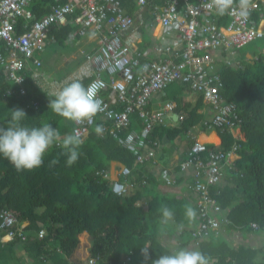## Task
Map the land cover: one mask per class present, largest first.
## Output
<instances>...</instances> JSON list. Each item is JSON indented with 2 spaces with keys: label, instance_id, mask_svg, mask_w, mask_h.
Returning <instances> with one entry per match:
<instances>
[{
  "label": "built area",
  "instance_id": "2783aa9c",
  "mask_svg": "<svg viewBox=\"0 0 264 264\" xmlns=\"http://www.w3.org/2000/svg\"><path fill=\"white\" fill-rule=\"evenodd\" d=\"M31 1L0 0V45L3 48L0 65L14 86L7 92L26 96L30 80L47 78L42 60L36 54L45 50L53 26L70 22L73 28L66 43L78 45L84 37H91L94 43L84 54L86 69L78 79L87 78L85 86L93 81L103 84L98 93L103 110L83 123L73 121L72 132L77 130L83 140L101 125L99 134L114 138L129 151L134 156V165L149 163L166 186L176 185L181 178L185 189L195 197L197 222L191 230L194 242L218 233L229 220L211 189L220 186L226 171L235 169V161L240 157L237 145L211 149L209 142L189 134L191 143L183 149L176 166L164 167L156 160L161 140L155 128L165 124L166 113L172 112L176 104L169 100L160 108H150L148 104L170 83L178 82L196 93L210 109L204 121L205 129L221 127V131L241 138L234 133V129L240 130V117L235 104L226 101L222 94L224 81L216 68L218 64L242 67L244 60L252 61L264 55L262 46L255 55L238 56L243 46L264 39V0H251L246 20L230 10L225 14L226 25L218 23L222 16L216 15L214 9L209 10L211 0H132L131 12L120 0H53L49 11L38 18L28 8ZM146 9L148 18H144ZM75 12L77 14L69 17ZM19 18L24 20L26 28L21 33L14 29ZM137 29L154 32L157 42L151 43L148 49L151 59L138 51L127 36ZM142 56L145 59L142 60ZM102 73L107 74L108 80ZM26 108H40L37 95L27 99ZM177 118L182 121L184 115L177 113ZM55 143L60 145L61 140ZM131 172L132 168L123 165L118 178L112 179L104 169L97 170L96 174L110 181L113 193L126 195L146 183ZM251 227L258 229L259 225L252 222ZM44 234L45 229L38 231L40 238ZM26 237L17 217L7 208L0 209V241L3 238L23 241ZM125 258L124 263L130 257ZM98 260V256H90L88 263Z\"/></svg>",
  "mask_w": 264,
  "mask_h": 264
},
{
  "label": "trees",
  "instance_id": "16d2710c",
  "mask_svg": "<svg viewBox=\"0 0 264 264\" xmlns=\"http://www.w3.org/2000/svg\"><path fill=\"white\" fill-rule=\"evenodd\" d=\"M51 2L32 0L30 7L35 17L46 13ZM120 2L128 12L132 11V0ZM225 17L223 15L219 23H223ZM22 25V18L17 19L14 26L17 33L23 31ZM70 29L69 24L60 25L52 28L51 33L57 43L63 44ZM219 72L224 81L222 94L226 101L235 104L240 117L238 125L242 137L236 139L232 133L215 127L221 144L208 146L226 149L235 144L240 157L235 161V169L226 175V183L211 189L219 205L227 211L229 222L222 225L218 233L201 241L197 250L208 258L209 264H264L263 248L243 245L232 248L219 235L224 226L257 230L251 227L252 222L264 231V55L252 61L244 60L242 67L220 66ZM13 87L0 66V127L10 126L12 109L20 108L27 114L20 121L25 126L40 127L50 123L61 133L72 132L69 126L61 127L64 117L48 108V101L55 96L47 95L32 83L27 84L26 96L8 93V89ZM164 90L166 98L176 101L175 111L186 112V116L178 128H157L155 133L159 138L166 135L172 140L193 125L205 129L206 117L198 112L203 106L200 97L190 108L182 84L173 82ZM36 93L40 97V108H26L27 99ZM203 136L204 140L216 138L213 133ZM79 153L77 161L69 166L66 163L67 151L54 142L44 154L40 167L19 171L0 154V209H9L17 217L18 225L28 234L23 241L4 240L0 245V264H23L19 260L24 257L13 248L16 244L23 245L26 258L32 259L31 263L25 264H70L69 256L78 246L79 234L84 231L91 238L89 255L99 258L93 264H124L122 258L126 255L131 258L128 264H152L160 255L176 252L165 246L159 235L169 221H173L176 228L194 221L195 215L191 218L186 215L187 207L196 214V207L188 198L161 192L158 187L156 190V186L164 182L148 170L149 163L134 165V156L129 151L114 138L101 136L94 129L83 140ZM111 161L131 167V174L146 183L139 184L126 195L113 193L110 181L96 174L97 170H108ZM162 205H167L174 213L167 223L163 222L161 215ZM41 229H45V234L38 238L37 233ZM187 241L184 231L179 243L183 246ZM133 255L138 256L134 263Z\"/></svg>",
  "mask_w": 264,
  "mask_h": 264
},
{
  "label": "crops",
  "instance_id": "0c3cea01",
  "mask_svg": "<svg viewBox=\"0 0 264 264\" xmlns=\"http://www.w3.org/2000/svg\"><path fill=\"white\" fill-rule=\"evenodd\" d=\"M52 3H53V0L49 4V7ZM30 4H29L28 8L34 13V11L30 7ZM48 11H49V9H48ZM74 14H77V12L70 14L69 17L71 15H74ZM148 16L149 15H148V12L146 9L144 11V18H148ZM225 19L227 21L225 20L223 23H219V21H218V23L221 25H226L228 22L227 16L225 17ZM22 22L24 23L23 19H22ZM66 24H69L71 26L70 30H72L73 26L70 22L60 23L58 25L53 26L52 28H54V27L58 28L60 25H66ZM22 28H23V31H25L26 28L23 25H22ZM127 36L134 41V44L133 43L132 44H133V46H135L138 49V51H140L142 53L144 52L145 55L149 59H151V55L148 52V49L150 48L151 43L157 42V39L154 40V32H147L144 29H137L135 31L128 32ZM263 41H264V39H263ZM93 45H94V43H93L91 37H84L82 42L78 45H70L69 43H66V39H65L63 44H60V43H57L56 37L54 36V34L51 33L50 41L46 45L45 50L40 54H36V56L42 60V70H44L43 73L47 76V78H45L44 80L42 78H40L37 81L30 80L29 84L32 83L39 90H42L43 92L47 93V95L55 96V94L65 84H67L68 82H70L73 79H78V77L82 75L83 71L86 69V67L84 66V54L87 51H89V49H91V47ZM259 48H260L259 46H256V52L252 53V54L247 53V52L241 53L240 52L241 48H240L238 50V56L240 58L250 57L252 55L259 53ZM2 49L3 48L0 45V51H3ZM68 50H71V51L67 52ZM141 59L143 60V59H145V57L142 56ZM220 66H223V64L217 65V68H216L217 71H219ZM1 68H2V66H1ZM103 75H106V77H104ZM102 77L104 79L108 80V76L106 73H102ZM86 81H87V78H82V82L84 84H86ZM174 83L177 85H180L178 82H174ZM49 87H51V89ZM164 93H165V90L155 94L151 98V101L148 104V107L160 108L163 105L164 101H167V100L173 101L176 104V101L173 100L172 98H166ZM36 94H37V96H39L38 93H36ZM105 94H106V92H104V95ZM183 94L185 96V100L187 102H190V108H191V106L195 105V103L198 101L199 96L196 93L185 88V86H183ZM40 106H41V104H40ZM198 112L204 114V117H208L210 115V109L208 108V106H206L204 104L202 107H200L198 109ZM177 113L178 112L175 111V108L172 112L166 113L165 120H164L165 124L157 126L155 128V131L157 128H159L161 126L168 127V128H178L182 121L178 120ZM180 113H182L184 116H186V112L185 113L180 112ZM68 126H69V128L72 129L73 121L64 118V120H62L61 127H68ZM213 132L214 131H209V130L207 132L205 129L200 128V126L193 125L189 128V130L187 132H183V134L177 135L172 140H169V138H167L166 135H163L162 137H160L161 146L156 152V160H157L158 164H160L164 167L165 166L175 167L177 162L183 156V154H182L183 149L185 148V146H187L191 143V138L188 136L189 134L195 135L198 137L199 140H201V139H203L202 134L205 136H210V134H212ZM215 133L216 134H214V135L216 136V139H218L219 137L217 135V132H215ZM67 134H71V130L67 131L65 133L60 132L61 142H62L63 137ZM238 134H240V133H238ZM202 141H205V140L203 139ZM218 141L219 142H216L214 140H207V142H209L210 144L213 143L215 145H220L221 140L218 139ZM228 148H226V149H228ZM122 166L123 165L120 162H117V161H111L110 162L109 167H108V171H109L110 177L112 179L119 177V171H120V168ZM147 166H148V169L150 171L154 172L155 168H153L152 165L148 164ZM228 173H229V171H226V175H228ZM156 174H154V175L161 182L162 180ZM226 175L220 184L221 186L226 183V180H225ZM177 181H178V183L176 185H172V186H166L165 183H163V184L161 183L158 186V190H160V191L162 190L163 192H168V193H171L173 195L185 196L188 198L190 204L193 207H196L195 197L189 191H187L185 189L184 185L181 183V178H178ZM225 212L227 214V211H225ZM196 216H197V208H196V214H195L194 221L192 223L187 224V225H180V226H178V228H176L173 221H169V223L165 226L166 229L164 228L162 233H160L159 240L165 246H167L168 248H171L174 251H179L181 249L190 250V248L194 249L195 251H198L197 246L199 245V243L201 241L199 243H196V242H194V240L192 239V236H191V230H193L192 228L195 227V223L197 222ZM184 231H186V233H187L188 241L185 243V245L181 246V244L179 243V240H180L181 234ZM27 235L28 234L26 232V236ZM219 235L224 239L225 242H227L228 246H230L232 248H237L238 246L243 245L244 247L263 248V250H264V231H262V230L257 229V230L248 231L247 229L246 230H244V229L240 230V229H234V228L229 229L226 226H224ZM81 236H83V239H81ZM211 236L212 235H209L207 238H205L203 240L209 239ZM37 237L40 238L38 236V233H37ZM78 238H79L78 246L75 248L73 253L69 256V262H70V264H87L88 259L90 257L89 247L91 246V238L86 231L80 233ZM4 240L5 239L3 238L0 241V245L3 244ZM22 246L23 245H21V244H16L13 247L18 255L24 257V258H20L19 262L23 263V264L31 263L32 259L26 258L27 254H26V251H24V248ZM126 256H129V255H126ZM126 256H124L122 258L123 263H124V260L126 259L125 258ZM259 258H261V255H259ZM130 261H131V258H129V260L124 264H128Z\"/></svg>",
  "mask_w": 264,
  "mask_h": 264
},
{
  "label": "clouds",
  "instance_id": "9594fccd",
  "mask_svg": "<svg viewBox=\"0 0 264 264\" xmlns=\"http://www.w3.org/2000/svg\"><path fill=\"white\" fill-rule=\"evenodd\" d=\"M251 0H211L209 10L223 16L230 10L242 20L249 16ZM238 9V11H237ZM103 87L102 82L93 81L87 86L82 78L73 79L65 84L56 94L54 99L48 101V108L56 114L77 122L83 123L91 120L98 112L103 110V101L98 93ZM27 114L23 109H12V124L0 127V154L7 158L19 171L32 170L43 163L46 151L54 142L60 141V132L50 123L40 127H28L20 123ZM102 131V126H96V132ZM83 140L77 130L63 137L61 146L67 151V165L74 164L79 157V148ZM55 163V161H53ZM163 222L167 223L173 218V211L167 205L161 206ZM186 215L194 217L195 212L191 207L186 208ZM147 254V250H143ZM152 264H209L208 258L199 251L181 249L173 254H163L152 261Z\"/></svg>",
  "mask_w": 264,
  "mask_h": 264
},
{
  "label": "rangeland",
  "instance_id": "374dc122",
  "mask_svg": "<svg viewBox=\"0 0 264 264\" xmlns=\"http://www.w3.org/2000/svg\"><path fill=\"white\" fill-rule=\"evenodd\" d=\"M256 46H259V47H262V46H264V41L263 40H256V41H254V42H252V43H250V44H248L247 46H244L243 48H241L240 49V52L241 53H244V52H247V53H250V54H252V53H255L256 52ZM71 50H68L67 52H70ZM104 77H106V75H103ZM50 89H51V87H49ZM210 131H214L213 132V134H216L215 132H216V130H210ZM208 132V131H207ZM234 133L237 135L238 133H240L241 134V136H242V133H241V131L238 129V128H236V129H234ZM202 136H203V134H202ZM216 137V136H215ZM219 137V136H218ZM203 139H204V136L202 137ZM203 139H201V140H203ZM216 139V138H215ZM214 139V141H216V142H219L218 141V139H216L215 140ZM205 141H207V140H205ZM157 187L158 186H156V190H157ZM161 192H162V190H161ZM81 239H83V236H81ZM189 251H195L194 249H191L190 248V250ZM132 262L134 263V262H136L137 261V258H138V256L137 255H133L132 256Z\"/></svg>",
  "mask_w": 264,
  "mask_h": 264
}]
</instances>
